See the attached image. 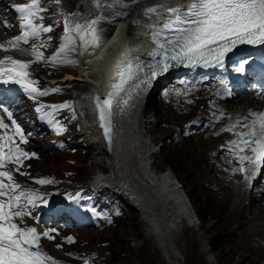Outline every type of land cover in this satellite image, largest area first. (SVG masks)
<instances>
[{
  "label": "rangeland",
  "instance_id": "obj_1",
  "mask_svg": "<svg viewBox=\"0 0 264 264\" xmlns=\"http://www.w3.org/2000/svg\"><path fill=\"white\" fill-rule=\"evenodd\" d=\"M9 1L15 4L29 0ZM61 1L62 5L65 3V11H78L81 18L84 17L81 0ZM93 1L96 2L97 14H93L90 21L99 18L95 27L100 43L110 36L122 20L133 17L141 3V0ZM5 3L9 4L8 1ZM41 7L47 10L40 13L43 19H36L35 25L48 27L51 31L41 32L33 39L43 58L47 50L55 60L50 63L49 55L45 68L38 70L35 66L34 69L36 74L42 75L44 81H54L43 83V86L52 94L53 99L50 102L59 106L54 107L58 118L53 129L59 136L56 138V145L51 148L52 153L42 154L40 161L32 164V171L34 175L49 174L77 186H83L86 180L98 182L97 175L102 174L105 164L99 160L94 147L83 141L80 136V120L68 115L65 104L75 93L85 94L88 87L76 83H60L67 74L77 75L81 56L86 61V55L90 54L94 46L89 45L85 55H80L79 58L78 49L81 42L75 33V43L68 45L61 54L56 53L55 50L59 47L61 49L67 42L60 43L59 28L53 22L55 12L49 0H41ZM2 11L10 23L12 19L9 13L5 12L4 8ZM99 11L101 12L98 13ZM72 47L75 50L71 52ZM56 55H61V60H58ZM181 79H172L166 90L162 87L145 103L150 120L147 139L155 149L151 158L154 175L161 174L160 177L170 179L174 176L181 186V193L186 196L188 193L193 195V200L188 199L187 205L193 212L195 226L192 222L190 226L183 228L177 245L179 258L164 255L155 244L154 236H151L146 228L140 229L136 212L126 204L123 215L117 212L110 223L104 222L92 232L81 234L80 242L71 250H96L99 254L102 253L99 261L101 264H264L263 179L259 178L254 186L243 193L244 189L237 184L239 176L231 170L237 159L233 151L238 152L233 142L240 138L238 133L243 134L238 131L231 114L246 115L249 110L257 108L261 98H245L238 89L234 91L238 95L235 101L220 105L217 101L212 102L210 94H200L197 90L191 94H183L185 88L191 87L183 84ZM210 82L214 83V80ZM196 89H200V86ZM64 105L66 106L61 107ZM248 107L251 109L245 110ZM81 108L78 104V112ZM220 112L228 117L217 119ZM192 124L196 126L192 127ZM57 127L63 131L58 132ZM36 145L42 144L38 142ZM102 156L106 157L103 152ZM235 188L241 193H233L230 200V193L227 192L234 191ZM195 208L200 210L204 217L208 215L205 221H196L198 219ZM114 220L118 221L116 226ZM221 238L219 249L214 251L210 243L217 245L213 240L218 241Z\"/></svg>",
  "mask_w": 264,
  "mask_h": 264
},
{
  "label": "snow or ice",
  "instance_id": "obj_2",
  "mask_svg": "<svg viewBox=\"0 0 264 264\" xmlns=\"http://www.w3.org/2000/svg\"><path fill=\"white\" fill-rule=\"evenodd\" d=\"M54 2L59 4L60 0H54ZM13 8L19 14L22 34L8 40L7 47L5 44H0V51L19 50L21 42L26 44L30 37H38L41 32L51 31L48 27L33 23L36 19H43L40 13L47 10L41 7V0H29L28 3L14 5ZM156 10V7H150L146 9L145 14L155 13ZM98 22L99 18L85 25L77 23L70 28L69 21L65 18L64 39L67 44L62 46L61 51L75 43L70 34L72 32L78 35L83 48L86 49L89 45L99 47V36L95 27ZM5 27L10 25L5 24ZM151 38L156 44V49L150 55L153 58L163 57L160 62L161 71L168 70L169 60L176 61L178 64L185 63V66L197 64L205 67L223 66L225 56L238 44L264 46V0H194L185 9L170 7L163 24L153 28ZM28 54L34 56L37 61L43 59V54L36 51L35 47ZM52 59L55 60V57ZM5 60L10 61V64L5 65ZM68 62L74 63V61ZM28 67L27 63L13 59L11 56L0 59V84H15L29 94L46 95L47 93L33 87L35 81L28 79V73L25 71ZM244 69L245 64L241 63L237 70L244 71ZM141 72L143 67L139 61L135 64L130 61L121 69L118 82L112 85L113 91L109 93L108 98L102 103L98 99L96 101L100 127L103 129L105 139L109 142L112 127L110 121L112 98L121 92L126 93V98L123 100V105L126 106L133 95L138 90H142V85H146L150 79L158 75L157 71L153 70L150 75L142 77ZM0 111L12 120L11 128L15 130L13 135L6 133L0 136V264H49L50 261L55 264L52 258L41 249V236L36 228L20 227L17 222H23L24 217L31 216L29 206L35 207L36 201H42L43 197L36 192L22 190L21 185L14 180L13 173L3 170L6 164L15 163L16 171H19V168L23 167L22 158L29 159L34 154L12 146L15 144L14 136H19L20 143L23 144H27V138L22 128L13 119L9 108L0 103ZM0 128L8 129L9 126L0 119ZM229 130L225 129V131ZM57 131H63V129L57 128ZM237 135L240 137V143H233L238 148V152H243L245 147L251 148L252 155L236 157L241 165L238 169L241 173L248 172V169L243 166L245 163L254 165L252 177H245L250 181L259 174L261 167H264V114L253 122L246 137L239 133ZM6 144L7 152L4 151ZM25 174L20 173V175ZM5 180L8 183H4ZM51 182L35 181L37 184ZM44 203L47 202L44 201ZM43 236L51 239L48 232L43 233ZM67 240L69 243L72 242L71 237Z\"/></svg>",
  "mask_w": 264,
  "mask_h": 264
},
{
  "label": "bare ground",
  "instance_id": "obj_3",
  "mask_svg": "<svg viewBox=\"0 0 264 264\" xmlns=\"http://www.w3.org/2000/svg\"><path fill=\"white\" fill-rule=\"evenodd\" d=\"M192 1L155 0L150 6L146 5V8L156 7V12L147 15L144 13L139 18L136 17L137 21L134 19L124 21L112 32L105 45L94 57L87 58L86 61L82 59L80 66H77L76 76L67 74L60 82L68 85L76 83L88 87L85 94L75 93L74 99L82 107L78 114L83 141L94 147L99 160L105 164L102 174L97 175L98 179L96 178V180L101 186H105L111 192L110 194L122 199L124 204L136 212L138 226L141 230L146 228V231L154 236L155 244L165 256L176 258L179 256L177 245L183 228L190 226L189 224L192 222L195 226V222L191 208L188 209L187 204L189 203L186 201L188 198L185 193H181V186L177 178L172 175L173 179L154 175L152 169L151 158L155 154V149L151 147L147 139L150 120L147 116L145 103L150 101L154 93L163 85L161 84L162 77H155L151 82L142 85V90H138L126 106L123 105L126 93L121 92L114 98L111 104L113 135L110 151L106 150L103 143L102 128L97 120L98 109L91 101L96 94H105L109 86L116 83L122 63L134 58L138 53H147L146 48L149 45L147 31L151 25L162 22L167 17L165 12L168 8H180ZM64 4L63 2V6ZM93 4L96 5L93 1L86 4L87 12H92L90 10ZM80 18L81 13L78 11L72 13L73 21ZM142 21L148 23L147 27L139 25V32L133 31L132 23ZM12 38L14 37L5 29L0 28V44H5L7 47L6 42ZM249 46L238 44L232 51L237 53ZM79 49L81 53L86 50L81 45ZM13 54L12 49L0 51V58ZM228 55L229 53L224 60ZM199 65L185 66V63H182L171 78L191 80V72L201 68ZM211 67L214 66H203L201 74L206 75ZM211 80L213 79H208L204 84H211ZM122 108L123 111H121ZM249 109L251 108L248 107L247 110ZM102 152L106 156L105 158L102 156ZM227 193H230L229 199L231 200L233 193H238V191L229 190ZM259 216L261 217L262 214Z\"/></svg>",
  "mask_w": 264,
  "mask_h": 264
},
{
  "label": "trees",
  "instance_id": "obj_4",
  "mask_svg": "<svg viewBox=\"0 0 264 264\" xmlns=\"http://www.w3.org/2000/svg\"><path fill=\"white\" fill-rule=\"evenodd\" d=\"M188 198H189L190 200H193V195H192L191 193H188ZM195 210H196V208H195ZM196 214H197V217H198V219H199L200 222L205 221V219L208 217V215L204 217V216L202 215V213L200 212V210H196ZM222 238H224V237H222ZM222 238H221L220 240H218V241H217V239H214V240H213V242H217V243H216L217 245H214V244L210 243V247H211L214 251H217V250L219 249V245H220V242H221ZM114 262H116L115 258H114Z\"/></svg>",
  "mask_w": 264,
  "mask_h": 264
},
{
  "label": "water",
  "instance_id": "obj_5",
  "mask_svg": "<svg viewBox=\"0 0 264 264\" xmlns=\"http://www.w3.org/2000/svg\"><path fill=\"white\" fill-rule=\"evenodd\" d=\"M111 86H112V85H111ZM113 98H114V97H113ZM113 98H112V99H113Z\"/></svg>",
  "mask_w": 264,
  "mask_h": 264
},
{
  "label": "clouds",
  "instance_id": "obj_6",
  "mask_svg": "<svg viewBox=\"0 0 264 264\" xmlns=\"http://www.w3.org/2000/svg\"><path fill=\"white\" fill-rule=\"evenodd\" d=\"M184 194V193H183Z\"/></svg>",
  "mask_w": 264,
  "mask_h": 264
}]
</instances>
